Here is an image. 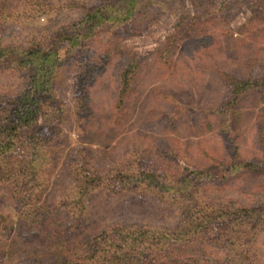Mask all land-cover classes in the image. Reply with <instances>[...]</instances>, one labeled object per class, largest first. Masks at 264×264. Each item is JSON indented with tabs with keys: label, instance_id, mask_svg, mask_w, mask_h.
<instances>
[{
	"label": "rangeland",
	"instance_id": "rangeland-1",
	"mask_svg": "<svg viewBox=\"0 0 264 264\" xmlns=\"http://www.w3.org/2000/svg\"><path fill=\"white\" fill-rule=\"evenodd\" d=\"M109 4L123 14L0 0V104L41 89L1 154L0 264H96L91 240L212 209L222 230L152 264H264V0H138L125 20L81 21Z\"/></svg>",
	"mask_w": 264,
	"mask_h": 264
},
{
	"label": "trees",
	"instance_id": "trees-1",
	"mask_svg": "<svg viewBox=\"0 0 264 264\" xmlns=\"http://www.w3.org/2000/svg\"><path fill=\"white\" fill-rule=\"evenodd\" d=\"M121 2L123 3L121 8L123 14L121 16H115L117 10L113 13L112 10L114 6L109 4L88 11L81 21L91 23V26H93L98 25L102 21L125 20L131 16V12L138 3V0H121ZM6 52L7 49L0 47V63L6 58ZM42 63H45V61L42 60ZM45 72L44 74H40V79L47 85L49 80L48 71ZM39 90H41L39 89V85H36L33 89H29V93L22 94L17 100V107L14 113L8 109L6 102L0 104V120L5 123L4 126L0 127V164L3 163L1 162V154L5 153L8 148L20 144L17 140L19 130L38 118V106L32 99H36L33 92ZM10 124H12L11 127H9ZM89 178H91V176H89ZM92 180L93 183L95 180L97 181L95 183L96 185L101 184V178L93 177ZM137 181L138 179L136 182ZM160 183L159 180L156 182V185H158L160 189L168 190L174 196L178 193L176 196L177 199L185 198L184 194L187 193V190L184 192L182 188H180V190L179 188H175L176 184L164 185ZM179 186H184L183 181L179 183ZM185 200L188 201V206L195 207L198 205L197 201L191 196ZM186 205L187 204L184 206ZM217 215L220 214H218L215 209H212L208 214H203L202 217H190V215L185 214L182 216L180 223L171 229L153 226L143 227L144 229H142L140 227V229H137L135 232L125 234L120 238H111V242L107 243L105 247L100 245L103 243L102 240L96 238L95 240H91V244L87 243L85 249L87 250L88 256L94 260L92 263L96 264H152L157 260V257H162L164 252L180 243L185 244L189 239L205 242L204 238L206 235L213 234L214 231L222 230L223 228L218 221H215ZM122 229H120L121 232L124 231ZM221 233H223L221 235L229 241L232 240L229 235L230 233L226 230ZM168 264L188 263H186L184 259L177 258Z\"/></svg>",
	"mask_w": 264,
	"mask_h": 264
}]
</instances>
